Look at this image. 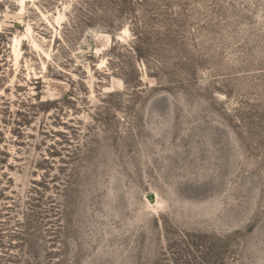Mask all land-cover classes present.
Here are the masks:
<instances>
[{
  "label": "rangeland",
  "instance_id": "obj_1",
  "mask_svg": "<svg viewBox=\"0 0 264 264\" xmlns=\"http://www.w3.org/2000/svg\"><path fill=\"white\" fill-rule=\"evenodd\" d=\"M0 264H264V0H0Z\"/></svg>",
  "mask_w": 264,
  "mask_h": 264
}]
</instances>
